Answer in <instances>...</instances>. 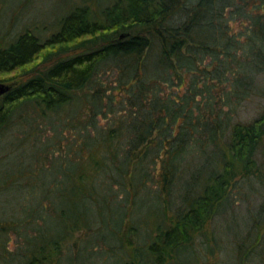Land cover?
<instances>
[{
    "label": "trees",
    "instance_id": "16d2710c",
    "mask_svg": "<svg viewBox=\"0 0 264 264\" xmlns=\"http://www.w3.org/2000/svg\"><path fill=\"white\" fill-rule=\"evenodd\" d=\"M57 19L47 36L34 23L0 35V74L20 77L0 92V135L39 117L53 127L41 148L61 149L42 181L0 180V193L39 194L21 251L0 212V264H68L74 232L104 225L120 264H264V111L237 116L264 73V0H79ZM257 186L225 240L216 216Z\"/></svg>",
    "mask_w": 264,
    "mask_h": 264
},
{
    "label": "rangeland",
    "instance_id": "374dc122",
    "mask_svg": "<svg viewBox=\"0 0 264 264\" xmlns=\"http://www.w3.org/2000/svg\"><path fill=\"white\" fill-rule=\"evenodd\" d=\"M76 1L79 0H0V35L5 34L6 38L10 37L25 25H32L34 23L32 25L34 26L33 28H35V26L37 29L42 28L43 30L40 29L39 31L43 36H47L48 33L56 28L55 23L56 20H58L57 18L64 13L68 6L73 5ZM15 73L16 72H13L9 75L0 74V83L11 84L15 78L19 77L18 74ZM257 81L258 88L255 89V93L243 100L238 107L237 116L242 120H248L264 111V73L258 76ZM25 114L31 117L35 116V113L31 110L25 111ZM101 121H104L102 117ZM33 122L37 126L35 130H32L33 133H30L25 125L16 127L15 123L10 127L11 129L9 128V131L5 132L4 135H0V180L3 176L5 177L6 174L8 175V173L9 177L13 175L14 178V174L11 172H15V170L20 171V169H23V172L16 180L12 179L14 180L12 182L13 184H18L30 177L33 178V182L36 180L39 182V180L43 179L42 177L47 178V176H49V173L42 172L43 166L41 164L50 165V159H52L54 155H59L61 149L56 150L55 148L52 150L51 147H47L46 149L41 148L53 134V127H51L49 122L45 120L42 121L39 117ZM60 132L62 142L72 137L73 133L75 134L74 130L65 127H62ZM37 165L38 169L36 167ZM56 167L57 165L53 163L50 175L53 176L59 171ZM22 185L24 184L22 183ZM256 188L255 191H249L250 195L245 199L241 198L239 195L241 192H235L234 197L236 198V202L234 208H230L228 204L229 207L224 208L226 206L225 204L221 214L216 216L215 221L220 224V233L222 232L221 236L225 240L226 237L230 238L231 235L234 234L228 232L229 229H243L245 221L250 217L249 214L252 213L262 201L263 193H260L262 189L258 186ZM23 189L25 190V188ZM115 191L118 190L115 189ZM3 192L4 193H0V212L2 213L3 211L5 215L12 213L11 215H13L12 217L14 220H18V223L12 226L14 228L8 231V241L5 243L12 252L21 251L18 249L25 248V245H27L25 235L22 231H24L25 228H29L30 234H32V226H30V224L33 223L37 226L40 222V219L36 216L29 224L30 227H27V224L23 223L25 222L26 213L33 208L32 206H36L35 201L39 194H29L28 192L23 194H12L5 190H3ZM139 196L140 195H138V197ZM117 197L118 199L120 198L119 200H121V202L127 203L125 202L124 193L117 194ZM19 203L20 209L17 210ZM144 203L147 204L148 201ZM50 205L51 202L45 199L41 204L42 208L45 207L47 210L50 209ZM49 213H53V211ZM48 224L50 223L48 222ZM106 226L107 225H104V228L99 229L97 232L91 231L88 234H84L82 230H76L73 237L68 240V244L65 245V247H67V253H70L72 256L76 255L75 257L68 256V264H77L80 262L83 264H120L121 260H118L117 254L115 255L110 249V245H112L113 242L108 240L107 236L109 232L105 228ZM89 236L94 237L96 241L86 240ZM92 243L94 244L93 246L96 244V249L94 250L97 252L89 250V246ZM107 245L109 248L107 249L106 247V249H103V247ZM101 249L102 251L104 250V253L100 254L99 250ZM115 249L118 250V248ZM218 254L222 255L219 252H215L214 256L205 253L193 264H205L206 261H216V256H218ZM1 255L0 253V258ZM223 261L224 263L228 262L225 260Z\"/></svg>",
    "mask_w": 264,
    "mask_h": 264
},
{
    "label": "water",
    "instance_id": "95a60500",
    "mask_svg": "<svg viewBox=\"0 0 264 264\" xmlns=\"http://www.w3.org/2000/svg\"><path fill=\"white\" fill-rule=\"evenodd\" d=\"M9 87H10V84L0 83V92H3L4 90H6Z\"/></svg>",
    "mask_w": 264,
    "mask_h": 264
}]
</instances>
